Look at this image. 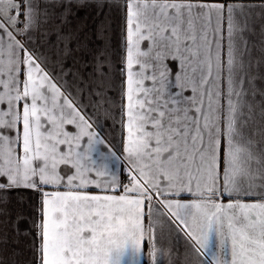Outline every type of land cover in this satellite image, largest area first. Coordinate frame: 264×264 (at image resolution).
Here are the masks:
<instances>
[{"label": "snow or ice", "instance_id": "1", "mask_svg": "<svg viewBox=\"0 0 264 264\" xmlns=\"http://www.w3.org/2000/svg\"><path fill=\"white\" fill-rule=\"evenodd\" d=\"M164 257L264 264V0H0V264Z\"/></svg>", "mask_w": 264, "mask_h": 264}, {"label": "crops", "instance_id": "2", "mask_svg": "<svg viewBox=\"0 0 264 264\" xmlns=\"http://www.w3.org/2000/svg\"><path fill=\"white\" fill-rule=\"evenodd\" d=\"M79 16L81 17V20L79 23L83 24L85 21H87L89 27L92 26V21L88 19V13L85 11H81L79 13ZM20 191H27V190H20ZM182 235V234H181ZM163 246L165 250L173 249L172 252L173 258H175L176 252H179L180 256L182 257L184 254V242L183 239H177L176 233L169 234L167 232V229H165V237L163 240ZM7 255V253L5 254ZM164 264H169L167 257L163 258Z\"/></svg>", "mask_w": 264, "mask_h": 264}]
</instances>
